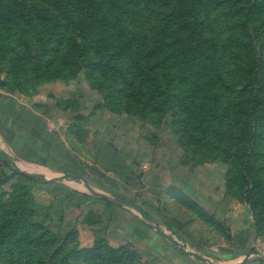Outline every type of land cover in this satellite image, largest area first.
<instances>
[{
	"label": "rangeland",
	"instance_id": "obj_1",
	"mask_svg": "<svg viewBox=\"0 0 264 264\" xmlns=\"http://www.w3.org/2000/svg\"><path fill=\"white\" fill-rule=\"evenodd\" d=\"M1 2L19 12L34 0ZM200 2L204 35L195 25L184 33L176 20L157 32L155 6L128 21L139 34H147L144 58L148 50L157 51L161 60L168 58L158 71L161 79L164 75V94L172 95L164 112H143L116 96L111 102L107 94L113 83L88 65L96 53H78L70 42L77 38L74 33L58 35L46 50L38 46L43 29L30 27L32 47L18 49L13 62L0 53V151L13 162L0 160V248L5 254L0 264H8L10 240L42 242L34 246L36 256L61 261L108 235L132 239L121 264H170L151 238L164 239L161 246L174 245L186 254L205 248L211 261L207 264H264V0ZM2 15L7 23L8 14ZM15 21L23 22L18 17ZM176 31L190 35L182 51L193 57L196 49L203 55L196 71L207 68L205 80L191 76L193 70L180 63L176 49L168 48ZM98 37L101 34H89L82 40L95 47ZM20 38L21 32L8 33L0 26L4 44H20ZM214 47L241 58L228 57L224 71L230 76L219 102L212 101L217 82ZM253 57L257 67H248ZM39 62L43 65L37 76L34 67ZM117 62L115 66H122ZM244 85H252L246 95L241 93ZM251 91L252 111L242 116L236 110L245 108ZM248 119L257 145L244 158L236 137ZM228 146L232 151L227 153ZM83 181L99 193L137 203L156 222L132 211L142 225L133 223L129 215L88 191ZM13 231L16 236H9ZM77 258L71 261L89 264ZM172 264L181 263L175 259Z\"/></svg>",
	"mask_w": 264,
	"mask_h": 264
},
{
	"label": "trees",
	"instance_id": "obj_2",
	"mask_svg": "<svg viewBox=\"0 0 264 264\" xmlns=\"http://www.w3.org/2000/svg\"><path fill=\"white\" fill-rule=\"evenodd\" d=\"M23 2L24 1H22V3ZM153 6L157 7L154 20L157 32H159L161 26H164L163 24L167 26L173 25L172 23L174 20H176L180 27L183 26V28H185L183 32L187 34L191 32L193 25L199 28V24H202L198 18V14L201 13L200 0H34L32 5H23L19 12L18 10L5 6L4 2L2 3L0 0V26L8 33H13L14 30L21 32L20 44L13 41H5L4 44L3 40V42L0 41L1 58L13 62L14 56L12 54L14 53L15 55L18 49L21 47L25 49L32 47L33 38L29 39V34H27L30 31V27L35 28V30H39V28L43 29L44 35L43 38L39 40L38 46L46 50L49 49V45H51L52 41H54L58 35L61 36V34L65 32L70 34L74 33L77 38H70V42L79 50L78 53L81 54L82 51L90 52L92 55L96 53V56H91L92 58H89L87 62L88 65L95 70L96 74H101L104 79H109L108 81L113 83L112 92L107 94L108 98H113L110 100L111 102L115 101L114 97L116 96L119 98L117 101L119 100L122 102L121 99H124L128 105L139 107L143 112H164L165 109L169 107L168 105L171 104L170 98H172V95L167 96L164 94V85L161 82L164 75L161 79L158 71L161 65L165 66L166 63L169 62L168 58H162L161 60V58L155 56L157 51H155L154 54L150 52V50H148L144 58L143 53L144 50H147L146 45L148 43L146 40L147 34L145 32L142 35L139 34L138 27L128 22L131 20V16H141L149 7L153 8ZM25 9L26 11L30 10V14H26ZM251 10L252 8H250V12ZM2 14H8L6 19L8 24L3 22ZM17 17L23 20L21 24L15 21ZM249 17L250 15H247V21ZM13 24L17 26L14 27ZM20 25L21 27H18ZM186 27L188 29H186ZM198 30L199 33L204 35L205 27H201ZM89 34H101V37H98L94 43L95 47H97V51L95 47L87 44L85 40H82V37L85 38V36ZM187 34H181L180 36L179 31H176L173 34V38H170L168 48L176 49L181 58L180 63L184 65V67L188 66L189 72L193 70V72L190 73L191 76H195L196 80L197 78L205 80L208 78L207 76L209 74L207 73H209V70L207 68H201L196 71V65L204 60L203 55L199 54L198 50L195 49V53L197 54L193 57L188 56L186 52L181 49L182 42H186V39L190 37V35L187 37ZM248 37H251L249 33ZM5 38L8 37L6 36ZM188 44L194 46V42H191V40L188 41ZM6 45H12V47L16 48L10 49L7 48ZM67 45L69 44L67 43ZM211 50L216 54L217 59L214 68L217 82L214 88H212L213 93L216 94L212 96V101L218 99L219 102L222 98L221 93L223 87L228 84V78L230 76L224 71V66L227 63L228 57L239 60L241 58H238V53L235 54V52H232L230 54V52H224L223 48L217 49L214 47ZM8 51L12 52L9 54ZM104 51H107V54H103ZM98 55H100V57H98ZM117 59L120 60L119 64L122 66L119 65V67H117L114 65L115 63L118 64ZM255 59L256 58L253 57V61L250 60L248 67L255 65ZM38 65L39 66L34 67L37 76L40 74L42 70L41 65L43 64L39 62ZM254 67H257V65ZM248 72L250 73V71ZM181 77L183 80H186L184 75ZM251 86L247 87L244 85L241 93L246 95L247 91H249V89L251 90ZM251 93L252 97L246 96L244 99V101H246L245 108L243 107L238 111L236 110V112H241L240 115L242 116L244 112L252 111L255 93L253 91H251ZM215 95L218 97H215ZM250 123H252L251 119L241 122V128L237 129L236 140H239L238 147L241 151L240 153L243 151L244 155L242 157L244 158H247L249 154L247 152L250 151V153H252L257 145L254 138L255 133H252ZM247 128H249V132H247ZM229 136L230 142H232L233 138L231 135H228V137ZM227 150V153L229 151L231 152L232 148L228 146ZM23 177L33 181L42 180L41 178ZM71 178L78 181L80 180L77 177ZM9 236H16L15 231ZM41 243L42 242L39 241L26 242L21 239L7 241L6 246L10 253L7 260L8 264H75L71 261L74 256H78L79 259L82 258L89 264H100V262L102 264H121L122 254L128 252V250H126L127 247L116 249L111 247L107 240H99L90 248H77L74 254L62 258L61 261H56V258L44 261L42 258H38L34 252L35 244L41 245ZM3 253L4 249L1 247L0 263L3 262L2 258L5 255Z\"/></svg>",
	"mask_w": 264,
	"mask_h": 264
},
{
	"label": "crops",
	"instance_id": "obj_3",
	"mask_svg": "<svg viewBox=\"0 0 264 264\" xmlns=\"http://www.w3.org/2000/svg\"><path fill=\"white\" fill-rule=\"evenodd\" d=\"M79 193L84 194V192H81L79 190H76ZM105 205H109V206H114L118 209H120L122 211V213H125L126 215H129V217H131L133 219V223L135 224H140L142 225V222L140 220H138V216H136V214L134 212H132L131 210L121 207V206H117L114 204H111L109 202L104 203ZM145 228H147L146 226H144ZM123 228L125 229V231H127L129 228L127 223L123 224ZM148 239V238H146ZM162 239V238H160ZM150 240V243H152L153 245H155L156 250L158 251V254L161 255L162 258L167 259L168 262H170V264H172V262L176 259L178 261V263L180 262L181 264H207L206 262H211L210 261V257H209V252L204 248L202 249V251L200 250V252H196L194 251V254H191V252L188 254H186L187 252H185L184 250H181L180 248L172 245L169 246V249H172V251H174L173 254L168 253L167 251L169 250L168 248L166 249L165 246H161V241L164 242V239L159 240L157 238H151L148 239ZM107 242L108 244L113 247V248H120V247H127V246H131L132 245V239L129 237H125V238H118L115 239L113 237H107ZM149 242V241H148ZM172 246V247H171ZM174 249V250H173ZM233 258V257H230ZM172 259V262L170 261ZM229 259V258H228Z\"/></svg>",
	"mask_w": 264,
	"mask_h": 264
},
{
	"label": "water",
	"instance_id": "obj_4",
	"mask_svg": "<svg viewBox=\"0 0 264 264\" xmlns=\"http://www.w3.org/2000/svg\"><path fill=\"white\" fill-rule=\"evenodd\" d=\"M0 160L5 162V163H9L12 164V160L10 158H8L3 152L0 151ZM81 180V179H80ZM47 182L49 181H56V179L54 180H45ZM86 189L88 191H90L93 195H95L96 197H100L102 198L104 201L109 202L111 204L114 205H118L124 208H127L131 211H134L135 213H137L139 216L143 217L147 222L154 224L156 222V218L154 216H152L151 214H149L146 210H144L140 205H138L137 203L130 201L128 199H125L123 197H119L116 195H104L102 193H99L94 187L90 186L88 183H86L85 181H83ZM161 234L165 235L164 232H160Z\"/></svg>",
	"mask_w": 264,
	"mask_h": 264
}]
</instances>
